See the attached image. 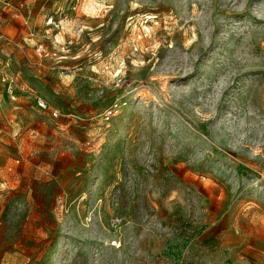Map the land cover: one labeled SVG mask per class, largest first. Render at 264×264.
Masks as SVG:
<instances>
[{"label":"rangeland","instance_id":"1","mask_svg":"<svg viewBox=\"0 0 264 264\" xmlns=\"http://www.w3.org/2000/svg\"><path fill=\"white\" fill-rule=\"evenodd\" d=\"M2 76L0 264H264V0H0Z\"/></svg>","mask_w":264,"mask_h":264},{"label":"built area","instance_id":"2","mask_svg":"<svg viewBox=\"0 0 264 264\" xmlns=\"http://www.w3.org/2000/svg\"><path fill=\"white\" fill-rule=\"evenodd\" d=\"M0 80H1L2 82H6V83H7V81H8V77H7V76H2ZM8 89H9L10 92L12 91V89H11L10 86H8ZM35 106H36V108H37L38 110H42V111H44V110H48L47 103H46L44 100H42L41 98H36V100H35ZM51 115H52L53 117H57L58 112H57L56 110H52V111H51Z\"/></svg>","mask_w":264,"mask_h":264},{"label":"bare ground","instance_id":"3","mask_svg":"<svg viewBox=\"0 0 264 264\" xmlns=\"http://www.w3.org/2000/svg\"><path fill=\"white\" fill-rule=\"evenodd\" d=\"M151 18V17H150Z\"/></svg>","mask_w":264,"mask_h":264}]
</instances>
